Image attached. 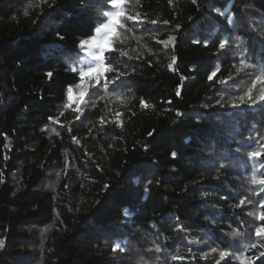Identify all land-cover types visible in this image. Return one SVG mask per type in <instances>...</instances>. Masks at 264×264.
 <instances>
[{"label": "trees", "instance_id": "trees-1", "mask_svg": "<svg viewBox=\"0 0 264 264\" xmlns=\"http://www.w3.org/2000/svg\"><path fill=\"white\" fill-rule=\"evenodd\" d=\"M106 3L0 0V264H264V0H129L79 107Z\"/></svg>", "mask_w": 264, "mask_h": 264}, {"label": "snow or ice", "instance_id": "snow-or-ice-1", "mask_svg": "<svg viewBox=\"0 0 264 264\" xmlns=\"http://www.w3.org/2000/svg\"><path fill=\"white\" fill-rule=\"evenodd\" d=\"M109 4L111 6L112 9H115L114 11H104L102 13L103 16L107 17V23L103 24L101 27L103 28V34L99 39H93L91 42V45H88L89 49H94L93 50H88L86 51V55H88L90 57L91 60L93 61H101L102 59H104V53L106 50L110 49V41L112 39V37L114 36V34L116 33L118 28H123L125 27L124 24V17H125V13L124 11H122V8L125 4V0H109ZM128 20H136L135 17L132 16H127ZM152 23H155V21H152ZM167 23V22H165ZM101 27H97L94 31L95 33H101ZM205 44L207 45V42H205ZM85 46V42L82 41L80 47H84ZM225 46V42H221L219 47L221 49H223ZM106 68H101V67H88L86 72H82L81 75L82 76H88L90 78H98L100 75L103 74L104 71H106ZM51 75V74H49ZM123 75V74H122ZM117 79H119V77H117ZM209 79H212V75L209 76ZM257 82H261L264 83V80L261 79V77H257L255 81H253V85H255ZM112 84H116V81L113 80L111 81ZM106 86V85H105ZM251 89H249V98L252 99L251 95ZM259 99L261 101H264V94H261ZM243 99L241 98V103H243ZM143 103V101H142ZM253 103H255V100L253 99ZM177 115H180V113H177ZM262 153L261 152H254L251 153L252 156H256L259 157ZM173 156H175V153H173ZM241 203L243 204L244 201H241ZM261 219H264V214L261 215L260 217ZM256 236L257 237H264V227H257L256 229ZM3 242L0 241V244H2ZM251 247H254L255 245H250ZM117 248H119L120 251H124V249L122 247H120L119 244L114 245L113 247V251H116ZM159 251V249H157ZM213 251H215V249H213ZM261 255H264V253H261ZM221 258L225 257V253L221 252L220 253ZM175 259V257H174Z\"/></svg>", "mask_w": 264, "mask_h": 264}, {"label": "rangeland", "instance_id": "rangeland-1", "mask_svg": "<svg viewBox=\"0 0 264 264\" xmlns=\"http://www.w3.org/2000/svg\"><path fill=\"white\" fill-rule=\"evenodd\" d=\"M129 2V0H125V3ZM107 7L105 8H101L98 12V16L100 17V19L102 20L99 25L97 27H101L103 24L107 23L108 18L103 16L102 13L104 11H114L115 9H112L110 4H109V0H107ZM125 5V4H124ZM124 6L122 8V11H124ZM217 12H219L217 10ZM124 28V27H123ZM123 28H118L116 33L114 34V36L112 37L111 41H110V49L112 48V44H114L115 42V38L116 36H118V31L119 29L124 30ZM103 34V28L101 27V33H94V35L88 39L85 40V46L84 47H80V54L78 58H75L74 60L71 61V64L73 66V68H76V70H78L80 77L82 78V87L78 90V93L74 92L73 90H70L69 93V99L71 101H76L79 105V107H81L82 105L85 106L88 104V102L90 101V99H87V94L90 90V86L93 87V93L95 95V91L94 88H96L97 90V94L95 96H99V94H106V90L103 89V87H105V84L103 83V81L105 82V78H104V73L103 72L102 75H100L98 78H90L88 76H82L81 73L82 72H86L88 67H101V68H105V65L103 63V59L101 61H93L90 59V57L88 55H86V51L88 50H93L94 49H89L88 45H91L92 40L95 39H99ZM81 45V44H80ZM107 51V50H106ZM94 85V86H93ZM102 87V89L100 88ZM251 106H254L252 104H249ZM238 262L240 264H249L247 261H243L242 259L238 258Z\"/></svg>", "mask_w": 264, "mask_h": 264}]
</instances>
